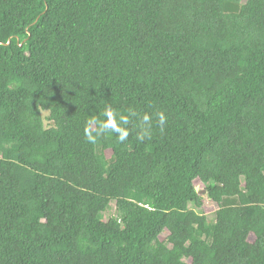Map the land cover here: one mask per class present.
Wrapping results in <instances>:
<instances>
[{"label":"trees","instance_id":"16d2710c","mask_svg":"<svg viewBox=\"0 0 264 264\" xmlns=\"http://www.w3.org/2000/svg\"><path fill=\"white\" fill-rule=\"evenodd\" d=\"M0 141V264H264V0H0Z\"/></svg>","mask_w":264,"mask_h":264},{"label":"rangeland","instance_id":"374dc122","mask_svg":"<svg viewBox=\"0 0 264 264\" xmlns=\"http://www.w3.org/2000/svg\"><path fill=\"white\" fill-rule=\"evenodd\" d=\"M239 10V6L235 5V4H231V3H226L224 5V12L225 13H233V12H237ZM12 88H16V85L12 84L11 85ZM43 113V119H44V126L45 128H49L50 123L46 120L47 114ZM18 144L14 143V142H7V141H0V159L3 158L5 152L9 149H16L18 148ZM97 153H99V148H97ZM210 184H213L210 182ZM205 202L207 205H213V203L210 201L209 198H207L206 196H204ZM239 204V201L237 198H224L221 206L224 207H229V206H236ZM117 212H116V206H115V202L111 201L108 206L106 207V209L99 214L98 218L100 221L102 222H107L109 219L116 217ZM208 220H210L211 222H213L215 220V214L212 213L210 215H208ZM197 239L200 240H204L207 243L211 242V237L206 236V235H202V234H197L196 235Z\"/></svg>","mask_w":264,"mask_h":264},{"label":"clouds","instance_id":"9594fccd","mask_svg":"<svg viewBox=\"0 0 264 264\" xmlns=\"http://www.w3.org/2000/svg\"><path fill=\"white\" fill-rule=\"evenodd\" d=\"M106 120L105 121H95V123L98 124V127L96 129V136L102 135L106 131L115 132L118 134L119 141L123 142L128 137V131L127 129L120 126V124H127L128 123V117L121 116L120 117V124L117 123L115 114L112 110L106 109L104 113ZM132 115H135L134 113ZM159 116V123L161 126H163L165 122V117L163 113L158 114ZM144 120L147 121L148 117H144ZM102 130H106L103 131ZM85 137L90 143H95L96 136H93L90 128H85ZM141 139L143 136L140 137Z\"/></svg>","mask_w":264,"mask_h":264},{"label":"water","instance_id":"95a60500","mask_svg":"<svg viewBox=\"0 0 264 264\" xmlns=\"http://www.w3.org/2000/svg\"><path fill=\"white\" fill-rule=\"evenodd\" d=\"M8 44V42L6 43V45Z\"/></svg>","mask_w":264,"mask_h":264}]
</instances>
